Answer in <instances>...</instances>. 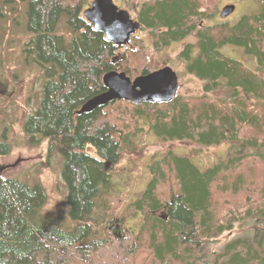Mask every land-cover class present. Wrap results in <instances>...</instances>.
<instances>
[{
  "label": "trees",
  "instance_id": "16d2710c",
  "mask_svg": "<svg viewBox=\"0 0 264 264\" xmlns=\"http://www.w3.org/2000/svg\"><path fill=\"white\" fill-rule=\"evenodd\" d=\"M21 1L31 34L26 52L46 75L39 106L24 118L23 131L35 144L47 138L48 155L60 152L69 206L66 214L46 213L43 184L0 174V264H212L208 258L199 262L195 253L204 240L234 228L235 217L218 219L224 209L236 206L225 213L231 216L243 210L237 220L264 221V0L234 23L212 24L202 21L214 13L205 0L145 1L137 16L139 30L150 32L151 52L197 38L186 40L179 67L201 87L178 91L170 101L116 99L81 113L87 99L106 90L105 72L133 77L163 60L157 54L139 60L142 50L130 44L142 41L138 30L122 53L127 63L120 62L124 45L94 29L83 13L92 0ZM12 2L0 0V20ZM63 17L68 32L58 29ZM225 46L242 50V57L227 54ZM149 135L162 142L161 149L146 151ZM212 146H223L229 156L203 168L197 155H208ZM12 148L0 139V155ZM126 154L136 166L150 156L152 175L119 210L113 197L104 196L114 191L113 171ZM139 214L140 227L125 226ZM254 242L250 236L229 240L216 264H264V249Z\"/></svg>",
  "mask_w": 264,
  "mask_h": 264
},
{
  "label": "rangeland",
  "instance_id": "374dc122",
  "mask_svg": "<svg viewBox=\"0 0 264 264\" xmlns=\"http://www.w3.org/2000/svg\"><path fill=\"white\" fill-rule=\"evenodd\" d=\"M145 1L147 0H115L120 6L129 9L134 19H138L137 14ZM227 3H235L236 8L228 16L222 17L220 15L221 9ZM205 4L211 8V12L214 11L211 16L202 19L206 24L220 22L234 23L243 14L258 11L262 5L261 0H205ZM10 6L11 8L7 11V15L0 20V139L8 141L12 144L13 148L9 154L0 155V174L3 177L19 178L30 185L40 182L45 186L49 195L48 201L42 209L54 216L61 212L62 214H66L69 206L67 201L68 190L61 175L62 156L60 152L57 150L48 155L47 138L35 144V142L32 143L30 141L23 131L24 118L33 113L39 106L46 75L44 68L34 60L33 55L30 56L26 52V42L31 35L28 33L25 19L27 16L26 1L13 0ZM64 19L63 17L60 21L58 29L68 32ZM138 37L141 38V42L135 43L132 40L130 44H134L132 47L142 50L137 54L139 60L146 61L145 58L148 55L152 54L153 56L157 54L156 56L160 60H163L162 66L170 65L175 70H179V85H181L178 87V91L184 92L188 89L193 91L201 87L197 78L185 73V70H181L179 67V64L181 65L179 54L186 40L189 38L190 40H197V38L188 36L182 41L171 42L170 45L156 49L155 54L151 52V50L154 51V47L150 32L147 29L139 30ZM69 39L70 37L67 40ZM130 44L119 47L120 62L123 58L122 53L126 50L125 46H129ZM222 50L227 54L240 58L243 53L242 50H234L230 46H225ZM245 59L249 66L256 68L255 59L248 55L245 56ZM124 60L126 61V58ZM122 63L124 62L122 61ZM146 138L150 143V147L146 151L151 152L161 149L162 142L157 141L158 139L155 136L149 135ZM178 149L183 150L182 148ZM210 149L208 155L203 151L197 155V162L203 168L210 166L218 160H225L229 156V151H225L223 146H212ZM87 150L91 154L97 155L94 147L89 145ZM129 155L131 157L135 156ZM150 160V156H145L143 158L144 164L136 166L133 162L129 164L128 155H125L118 169L113 171L114 191L112 194H105L104 196L105 198L113 197V208L123 210L129 201L140 195L141 190L152 175L146 167V164ZM159 184L162 189L165 188L163 183ZM164 196L166 197V195ZM216 198L219 197L217 196ZM229 200L232 201L231 199ZM234 201H237V204L239 203V200L236 198ZM228 208L237 207L229 205L226 211L225 209L223 210L224 214H221L220 217L218 216V219L221 221L235 217L232 221L234 228L204 240L199 245V250L195 253L199 262L204 258H208L209 260L211 259L210 262L212 264H216L217 256L219 255L220 257L222 252L227 248V242L238 236H250L255 241L254 248L259 251L264 249L261 244L264 238V221L258 222L250 218L237 220L236 217L240 216L244 211H235L237 214L233 216L231 214L225 215ZM142 220V216L139 214L131 218L125 226L137 229L142 224ZM221 260L223 261L224 259Z\"/></svg>",
  "mask_w": 264,
  "mask_h": 264
},
{
  "label": "water",
  "instance_id": "95a60500",
  "mask_svg": "<svg viewBox=\"0 0 264 264\" xmlns=\"http://www.w3.org/2000/svg\"><path fill=\"white\" fill-rule=\"evenodd\" d=\"M235 8V3L226 4L220 15L228 16ZM83 13L94 29L103 31L109 40L119 46L128 43L131 34L140 27L130 11L114 0H92ZM102 80L106 90L87 99L77 110L78 113L92 111L116 99L134 103L170 101L177 95L179 86V74L170 65L135 77L123 70L111 69L103 74Z\"/></svg>",
  "mask_w": 264,
  "mask_h": 264
}]
</instances>
